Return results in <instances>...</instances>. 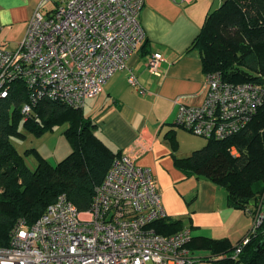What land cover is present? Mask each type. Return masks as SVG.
<instances>
[{"label": "built area", "instance_id": "obj_1", "mask_svg": "<svg viewBox=\"0 0 264 264\" xmlns=\"http://www.w3.org/2000/svg\"><path fill=\"white\" fill-rule=\"evenodd\" d=\"M47 1L52 7L34 10L15 48L0 46V98L7 96L9 85L22 81L31 91L21 108L25 115L44 96L84 107L114 72L127 68L145 39L139 18L144 0L42 2ZM162 60L161 52H151L147 69L157 74ZM128 81L137 84L133 74ZM204 86L198 106L175 100L173 123L205 139L244 128L264 100L261 85L225 81L219 73L205 74ZM246 211L252 224L235 245L233 258L264 218L262 204ZM166 217L150 169L122 151L95 187L89 209L79 210L60 193L33 223L16 222L8 245L0 247V264H198L187 248L189 227L161 234L152 226Z\"/></svg>", "mask_w": 264, "mask_h": 264}, {"label": "trees", "instance_id": "obj_2", "mask_svg": "<svg viewBox=\"0 0 264 264\" xmlns=\"http://www.w3.org/2000/svg\"><path fill=\"white\" fill-rule=\"evenodd\" d=\"M189 49L200 53L204 74L219 73L225 81H250L264 88V0H225L208 13ZM30 92L16 80L7 96L0 98V247L8 245L18 220L33 223L60 193L79 210L89 209L95 187L119 154L97 137L95 124L84 115L83 107L44 96L30 114H23L21 108ZM63 124L71 151L55 164L37 149L28 148L24 154L34 153L37 159L30 168L11 143L12 136L25 138L22 130L41 136ZM167 138L176 148L171 132ZM174 163L186 176H203L224 187L231 206L263 205L264 100L244 128L225 138H209L190 155L174 157ZM152 226L161 234L183 228L180 219L167 217ZM187 248L208 250L207 262L264 264V218L235 258V245L226 238L192 236Z\"/></svg>", "mask_w": 264, "mask_h": 264}, {"label": "crops", "instance_id": "obj_3", "mask_svg": "<svg viewBox=\"0 0 264 264\" xmlns=\"http://www.w3.org/2000/svg\"><path fill=\"white\" fill-rule=\"evenodd\" d=\"M42 1L0 0V46H17L34 10L40 5L45 11L53 5ZM221 4L222 0H144L139 14L144 41L129 57L127 68L114 72L105 83L101 92L106 90L105 103L94 105L91 115H84L113 152L130 151L138 165L150 169L167 218L180 219L192 236L226 238L236 245L252 224L246 208L231 206L224 187L203 176H186L174 163V157L188 156L207 142L195 137L197 141L184 140L188 131L175 126L173 119L175 100L190 106L204 100L201 56L189 47L208 13ZM153 51L163 55L157 74L147 69ZM129 74L136 77V85L128 81ZM170 132L176 148L167 138ZM190 252L199 258L198 264H206L210 258L208 250Z\"/></svg>", "mask_w": 264, "mask_h": 264}, {"label": "rangeland", "instance_id": "obj_4", "mask_svg": "<svg viewBox=\"0 0 264 264\" xmlns=\"http://www.w3.org/2000/svg\"><path fill=\"white\" fill-rule=\"evenodd\" d=\"M106 90L99 94V97L94 100H87L83 107V113L85 115H91L93 106H101L105 103ZM66 125L55 126L53 130L43 133L41 136H36L28 131L21 130L26 134L25 138H18L16 136L11 137V143L14 147L23 154L26 164L29 167H33L37 164L36 155L34 153L24 154V151L28 148H35L42 153L50 163L55 164L60 159L65 157L69 152L70 146L66 141L63 134V130ZM195 138H204L199 135H195L191 132H186L184 140L186 141H197ZM200 140V139H199ZM264 205V198H263ZM148 264H151L149 262Z\"/></svg>", "mask_w": 264, "mask_h": 264}, {"label": "water", "instance_id": "obj_5", "mask_svg": "<svg viewBox=\"0 0 264 264\" xmlns=\"http://www.w3.org/2000/svg\"><path fill=\"white\" fill-rule=\"evenodd\" d=\"M225 0H222V2H224ZM254 202H255V200L254 199H252L251 201H250V204H254ZM242 264V263H241Z\"/></svg>", "mask_w": 264, "mask_h": 264}]
</instances>
